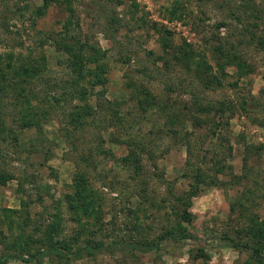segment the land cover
Masks as SVG:
<instances>
[{"label": "rangeland", "instance_id": "rangeland-1", "mask_svg": "<svg viewBox=\"0 0 264 264\" xmlns=\"http://www.w3.org/2000/svg\"><path fill=\"white\" fill-rule=\"evenodd\" d=\"M0 2L7 6V18L0 26V53L11 50L18 60L28 51L34 58L42 56L41 75L25 86L36 92L30 99V104H35L42 94L55 91L51 88L53 84L60 87L70 77L66 54L49 38L39 44L46 33L59 32L67 12L64 6L51 5L32 21L29 9L41 0ZM26 2L29 8L20 9ZM100 2L68 1L73 9L72 20L77 22L72 26V34L80 42L98 47L103 52L100 61L106 67L105 84L87 89V102L94 111L90 117L75 126L70 124V107L80 102L66 99L58 109L40 105L46 115L39 116L38 124L19 128L15 123L20 106L15 105L14 92L0 100L2 119L12 130L10 138L14 137L5 143L0 138V170L9 175L0 182V255L27 257L36 249L51 246L58 250L67 246L73 251L86 241H99L105 246L120 240L149 242L174 227L179 208L174 197L183 194L190 181L183 175L189 173L184 164L199 157V139L205 151L211 149L214 140L208 141L187 123L186 134L182 131L174 134L171 129H178L177 125L171 128L167 117L155 108L141 112L137 103L147 91L156 101H166L181 119L180 109L190 102L195 91L205 101L245 98L251 105L231 116L224 136L231 146L230 155L222 159L223 172L217 177L232 185L227 190L202 187L190 200V224L180 222L193 237L167 239L157 249L146 252L122 251L117 247L68 260L51 255L39 264H247L245 252L224 246L217 237L236 226L224 191L230 196L237 195L240 188L257 179H262L257 182L264 185V50L240 40L239 55L251 68L237 79L232 74L234 67L224 65L228 76H223L216 72L209 50L218 36L236 43L239 27L216 8L214 0H114L107 4L104 13L100 11ZM255 2L258 4L260 0ZM172 7H177L173 13ZM113 17L117 23L111 21ZM246 19L247 22L244 19L242 22L244 27L252 22L251 17ZM221 21L225 26L216 27ZM257 28L264 31V26ZM110 33L118 45L109 38ZM162 39L171 46L167 53H162ZM182 40L195 49L193 59L206 58L220 84L203 88L182 62L174 60L171 49L182 44ZM159 54L161 58L154 59ZM92 67L93 64L86 65L89 71ZM209 76L207 69L202 77ZM128 82L141 87L136 91ZM100 89L103 97L96 96ZM119 117L121 122L117 123ZM124 136L134 143L133 147L143 149L138 152L133 148L139 155L137 163L141 168L137 172L120 161L127 147L124 142L118 144L114 140ZM183 136L188 140L186 146ZM244 144L254 147L251 153L242 152ZM88 151L95 159V171L87 170L80 162V154ZM220 156L217 153L212 158ZM205 157L203 171L212 177L215 169H211L208 160L211 156L205 153ZM78 171L84 174L86 184L97 198L96 217L85 218L81 211L73 212L64 196L70 192L69 185ZM233 175L237 181H228ZM257 207L264 213V202ZM200 251L204 258L199 256ZM5 264L37 263L8 259Z\"/></svg>", "mask_w": 264, "mask_h": 264}, {"label": "trees", "instance_id": "trees-1", "mask_svg": "<svg viewBox=\"0 0 264 264\" xmlns=\"http://www.w3.org/2000/svg\"><path fill=\"white\" fill-rule=\"evenodd\" d=\"M68 1L69 0H41L40 4L29 9V13L31 17H33L32 21L35 17L41 16L51 5H57L60 8H63L64 6V11L67 12L66 18L62 22L59 32L46 33L47 37L44 35L39 41L40 44L42 40L44 42L49 38L58 49L66 54V67L70 77L60 87L52 83L53 85L51 88L56 92L42 94L40 102L30 104V99L36 95V92L33 91L32 88H25V86L26 83L28 84L29 81H32L37 76L41 75L43 67H41L39 60H42V56L38 59L34 58L31 56L30 51H28L24 58L18 60L16 54L11 50L0 53V100L1 98L12 94V91L14 92L16 100L14 99V96L13 100L16 101L15 105L17 104L20 106V109H18V123H15L19 128H30L31 126L38 124L39 116L46 115L44 107L40 105L43 104L50 109H58L64 105L66 99H75L80 102V104H73L70 107L72 111L68 113V117H70L69 123L74 124L75 126L77 123L83 121L84 118L90 117L94 112L92 106L87 102V89H92L94 86L101 87L106 82V67L104 63L100 61L103 52L90 43L80 42L71 32L73 24L76 25L77 22L72 20V16H74L73 9L69 6ZM113 1L114 0H101L99 3L100 11L104 13L107 4H110ZM214 2L217 9L224 12L227 18L237 24L239 27L237 30L239 38L236 43H233L232 41H228L227 38H225L226 36H218L214 39L215 42L211 45L209 51L212 60H214L216 72L223 76H228V73L224 71L223 66L229 65L234 67L232 74L238 79L251 68L249 63L239 55L238 50L241 44L240 40L253 43L254 46H257L260 50H264V31L262 28H257L258 25L261 27L264 26V0H260L258 4H256L255 0H214ZM6 7L5 2H0L1 27L7 18V13H5L7 9ZM15 8L19 9V6H16ZM28 8L29 5L27 2L20 7V9L23 10ZM248 8L249 12H246ZM176 9L177 7H172L171 12H175ZM248 16L252 18V22L246 25L247 27H244L242 23L243 19L247 22L246 18ZM111 21L118 22L115 17L111 18ZM223 26L225 25L222 21L216 25V27ZM165 33H169L167 29L165 30ZM108 36L116 45H118L111 33L108 34ZM160 46L162 47V53L169 52L168 48H171L170 44L164 39L161 40ZM194 50L195 49L191 47L190 43L182 40V44L172 47V57L174 60L182 62L185 68L191 71L190 73L194 74L195 78L199 80L203 88L207 89L212 87L213 84H215V86L220 84L217 76L214 75L215 72L213 73L211 71V65L207 63L205 57H202L201 60L192 58L191 55L195 53ZM157 58H161L160 54L154 57V59ZM88 63L93 64L91 71L86 69ZM207 69L210 71V76L207 77V79H204L202 76L207 73ZM128 84H132L136 91L141 87L131 82H128ZM233 84L235 86L236 81H233ZM130 86L131 85H128V87ZM169 88L170 87H166V91L169 90ZM192 92L193 93L189 98L190 102L184 104L180 109L182 110L181 119L177 111L175 113L172 108L169 109V106L165 103L166 101H156V97L150 95L147 91L143 93V98L141 100L139 99L137 103L141 112H146L155 108V110L161 112L167 117V122L172 126L171 128L177 125L178 129H171L174 134H178L181 131L186 134L187 132L184 130V126L185 123H187L193 131L203 135L208 141L214 140L212 141L211 149L205 151L204 147L201 145L202 141L199 139L198 146H200L201 150L199 157L194 158L190 163L186 161L184 164V167L189 169V173H184L183 175L188 177L190 181L188 183V189L183 194L174 197V203H176L177 207L179 206L176 212L178 222L174 227L164 230L155 240L149 242L140 241L131 243L120 240L114 242L110 246H105L99 241H86L84 245L73 251H70L71 249L67 246L63 250H58L54 246H51L47 249H36L34 253H30L27 257L6 253L0 255V264H5L8 259L34 261L39 264L41 259L44 257L50 258L52 257L51 255H54L58 259H75L82 254L91 255L98 251H104L110 248L114 249L117 247L122 251L128 249L146 252L157 249L159 245L167 239L181 240L193 237L188 228L182 226L180 222L190 224L191 213L188 211L191 202L190 200L202 189V187L215 186L221 190H227V188L232 185H229V183L217 177V174L223 172L222 167L224 165L221 164L222 159L230 155L231 146L226 143L224 136L225 132H227L226 129L228 128L231 116L236 112L248 110L250 108L248 106L251 104L247 103L245 98H241L239 101H205L200 97L199 93L195 91ZM96 96L103 97L101 89L96 91ZM105 102L103 101V104H105ZM2 105L3 104L0 103V106ZM120 122L121 118L119 117L117 118V123ZM201 135L200 137H202ZM11 136L12 130L6 125L5 121H3L1 109L0 138L5 143L14 138H10ZM222 139L223 143L221 142ZM114 142L118 144L124 142V146L127 147L126 154L120 159L121 163L135 172L140 170L141 167L137 163L139 155L136 154L134 149H137L138 152H143V149L141 147H133L134 143L129 141L128 137L125 136L119 139V141L114 140ZM182 142L186 146L188 144L187 137L183 136ZM223 144H225V146ZM251 147L253 146L244 144L242 146V152L251 153ZM205 153L211 156L208 160L211 161V169H215L212 177L205 174L203 171V167H205L207 160L205 159ZM217 153H220V158L213 159ZM91 155L92 154L88 151L87 153L80 154L79 159L83 167L89 171H95L97 165L94 157ZM245 174H247V172ZM8 176L9 175H6L0 170V182L7 180L9 178ZM229 178L228 181H237L238 179L234 175L229 176ZM71 181L72 182L69 185L70 192L64 195L69 208L73 212L81 211L82 216L85 218L92 216L96 217L95 204L97 203V198L86 184L87 179L84 174L79 171L76 172ZM257 181H262V179H257L255 182L253 181V183L246 188H240L237 195L234 196L227 195L226 191H224L223 194L228 202L229 212L232 213V215L235 214L236 226L234 230L226 229L222 231V234L217 237L224 246L230 247L237 252H245L248 257L247 264H264V213L260 212L257 207L259 202H264V185H261V183H258ZM256 207L257 211L254 212L253 210L256 209ZM13 212L16 211L13 210ZM229 230L231 232H229ZM199 256L204 258V254L201 251Z\"/></svg>", "mask_w": 264, "mask_h": 264}]
</instances>
